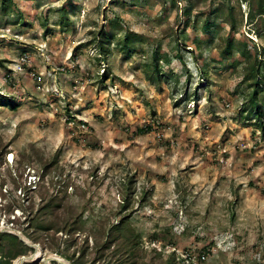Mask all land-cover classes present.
Segmentation results:
<instances>
[{"label":"rangeland","instance_id":"374dc122","mask_svg":"<svg viewBox=\"0 0 264 264\" xmlns=\"http://www.w3.org/2000/svg\"><path fill=\"white\" fill-rule=\"evenodd\" d=\"M259 1L0 0V242L29 247L12 264H264Z\"/></svg>","mask_w":264,"mask_h":264},{"label":"trees","instance_id":"16d2710c","mask_svg":"<svg viewBox=\"0 0 264 264\" xmlns=\"http://www.w3.org/2000/svg\"><path fill=\"white\" fill-rule=\"evenodd\" d=\"M258 5L260 7H262L261 11H263L264 10V7H263L264 6V0H260ZM261 63L264 64V57H263V61ZM158 66H160V64H158ZM158 66L156 68V76H155V77H157V79H159L165 75L163 70L160 69ZM148 77L152 78L154 76L152 74L148 73ZM254 83H256V85H259L258 81L254 82ZM250 102H251V107H249V110L251 111V113H252V111H254V116L258 117V119H261L264 115V109H263V106L259 103L258 90L257 89H254V91L252 92ZM13 106L15 107L16 104H13ZM247 110H248V108H247ZM13 179H14V177H13ZM41 209H43V207L41 205L38 206L35 209L34 214H33V210H32V216L30 218L31 221H30V224H28V227L33 228V229H31V231L29 232L30 229L28 227H26L28 234L31 236V238H33L35 240L39 239L42 236V234H39L40 230L49 229V228L53 227L50 224L44 223V218L39 215ZM34 233H36V234H34ZM0 246H4V248H5L4 254L3 255L0 254V264H12L13 258L17 257L20 254H23L24 250L26 248H29L15 234L8 232V231H5L1 234ZM65 256L67 258H69L70 260H72V262L74 264H82L83 263L81 261V259L78 256L76 257L73 253L67 254Z\"/></svg>","mask_w":264,"mask_h":264},{"label":"built area","instance_id":"2783aa9c","mask_svg":"<svg viewBox=\"0 0 264 264\" xmlns=\"http://www.w3.org/2000/svg\"><path fill=\"white\" fill-rule=\"evenodd\" d=\"M7 161L10 162V163H13L15 161V155H14V153L12 151L7 153ZM40 180H41L40 174L36 170H34V168L31 165H29L28 168L24 172V183L22 185L20 184L19 188H18L20 190V194L23 193L25 191V189H27V190L28 189H30V190L36 189L38 187V185L40 184ZM2 188H3L4 192L8 193L6 182L3 183V187ZM0 199H1V197H0ZM5 199H6V197H4V200ZM17 214H19V213L17 212ZM15 217L16 216H14V218ZM5 220H6V218L4 216L2 218V226L5 225L4 224ZM13 225H14V220L12 219V220H10V223L6 222V225L4 227H5V229L13 228L12 227Z\"/></svg>","mask_w":264,"mask_h":264},{"label":"water","instance_id":"95a60500","mask_svg":"<svg viewBox=\"0 0 264 264\" xmlns=\"http://www.w3.org/2000/svg\"><path fill=\"white\" fill-rule=\"evenodd\" d=\"M2 231V229H0V232ZM14 232L15 233H19V232H17V231H15L14 230ZM20 234V233H19ZM20 237H21V239H23V240H25L26 242H30L28 239H26L25 237H23L22 235H20ZM32 245H36V244H34V243H31ZM41 257V258H40ZM23 260H26V259H35L34 257H33V254H31V255H29V256H22L21 257ZM44 259L45 260V257H42V256H39V257H37L36 259ZM47 258H49L48 260H50V258H52V259H56V260H59V261H61V262H63L64 264H72L70 261H68L67 259H63V260H61V259H59V258H57V257H47Z\"/></svg>","mask_w":264,"mask_h":264},{"label":"bare ground","instance_id":"6f19581e","mask_svg":"<svg viewBox=\"0 0 264 264\" xmlns=\"http://www.w3.org/2000/svg\"><path fill=\"white\" fill-rule=\"evenodd\" d=\"M2 228H3V226L0 225V229H2ZM42 255H43V253L41 252V250H40L39 248H37L36 251H35V253L33 254V257L36 259L37 257L42 256ZM47 257H57V258H59V259H61V260L64 259L63 257L59 256V255L56 254V253H49L48 256H45V260L48 261L49 258H47ZM23 261H24V260H23L22 258H20V259H18V260L16 261V264H23Z\"/></svg>","mask_w":264,"mask_h":264}]
</instances>
